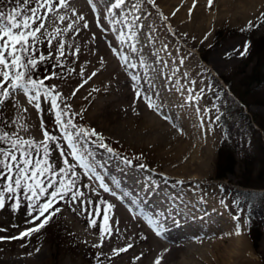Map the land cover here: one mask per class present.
<instances>
[{
  "label": "rangeland",
  "instance_id": "1",
  "mask_svg": "<svg viewBox=\"0 0 264 264\" xmlns=\"http://www.w3.org/2000/svg\"><path fill=\"white\" fill-rule=\"evenodd\" d=\"M164 1L145 0L154 13L167 9ZM48 2L52 4V11H48L47 4L40 7L38 0H0V13L10 14L15 10L28 17L32 15V9L37 10L33 27L40 24L43 27L36 34L39 39L31 40L32 47L24 57L25 61H36L35 67L29 66L27 76L42 80L45 88L52 90L51 95L45 96V89H40V98L33 100L35 105L41 106L33 118L32 127L38 126L35 131L27 130L25 115L9 111L8 107L13 104L11 96L3 100L0 133H7L9 138L0 140V149L14 151L18 159H23L21 148L31 154L30 159H47L50 172L42 180L45 186L50 179L56 182L55 187L48 188L37 200L31 197L23 182L20 188H15L13 183L15 191L8 192L7 170L0 168V199L5 205L0 209V237H3L0 239V259L17 260L19 264H136L138 260L153 264L156 263L155 250L148 254L146 248L152 249L151 240L155 238L165 244L162 251L175 242L185 246L184 257L171 264H233L232 257L236 253L240 258L234 264H264V180L261 189L243 187L246 183L256 184L259 171L264 170L261 165L264 134L253 122L254 115L264 118V106H245L231 90L245 94L249 89L245 77L264 67L263 59L254 56L256 41L264 35V6L243 22L213 21V15L207 30L190 32L183 30L180 23L166 20L164 25H171V31L141 37L123 28L117 19L96 10L93 4L97 7L99 0H65L66 7H61L59 0ZM77 3L84 4L87 13L82 12ZM214 13L217 10L209 11V14ZM87 17L93 21L90 25L83 21L82 27H79L80 23L75 25L78 19ZM72 27L96 30L97 35L92 41L94 46L99 44L105 49V53L98 57L100 52L91 49L88 43L89 46H84L85 49L88 47L87 51L82 48V52L71 54L66 40L72 34L66 31ZM49 29L55 33L54 52L48 50L51 48L47 43L48 39L51 41L47 37ZM61 44L64 45L63 55L60 54ZM140 45L148 49V57ZM261 90L264 92V88ZM18 92L22 91L17 89L11 95ZM48 99L50 102L55 99L57 106L53 107L51 103V109L45 110ZM239 106L243 107L242 111ZM105 107L117 114L106 117ZM57 113H60L61 122H57ZM93 130L95 134H92ZM45 132L53 139H46ZM17 134L21 140L33 141V146L18 145L12 149V140ZM223 139L238 145L234 153L236 165L231 173L218 179V148ZM79 153L98 163L115 162L116 167L127 168L131 175L143 179L152 175L173 181L180 186L186 205L170 201L162 211L161 207L155 206L156 200L149 202L147 209L119 201L104 183L98 189L92 187L91 184L99 180L97 175L71 159V155ZM247 155L251 157L249 162L244 161ZM220 174L223 175V171ZM8 175L14 180L17 173ZM68 181L75 182L72 191L63 199L59 196L53 199L50 193L61 182ZM90 189H94L93 192ZM72 192L83 195L73 200ZM49 200H52L49 212L55 214L43 228L21 239H9L36 227L40 220L32 221L39 213L32 205L36 204L38 208ZM116 206L130 212V220L139 219L146 224L153 234L145 235L128 258L110 257L105 246V241L112 236L117 235L121 241L128 239V234L115 220L118 216ZM165 213H170L168 218L177 217V229L160 231L156 228L155 216L166 225L169 222ZM248 213L260 226L261 237L255 247L248 234ZM213 242L221 244L220 249L215 251ZM226 254H229L225 257L228 258L226 263L216 258L221 259Z\"/></svg>",
  "mask_w": 264,
  "mask_h": 264
},
{
  "label": "bare ground",
  "instance_id": "2",
  "mask_svg": "<svg viewBox=\"0 0 264 264\" xmlns=\"http://www.w3.org/2000/svg\"><path fill=\"white\" fill-rule=\"evenodd\" d=\"M77 2H78V0H77ZM85 2H87V1H85ZM77 4L80 5V10H83L82 12H86L87 9L85 8L86 6H84V4H80V3H77ZM97 4H98L97 7L98 8L100 7L99 9L95 6V4H93L94 5L93 7H95L96 10H101L103 15L109 16V17L111 16L112 18L117 19L119 21V25L120 24L123 25V28H128L129 30L133 31L134 34L141 35V37L142 36L143 37H149L150 35L156 36V35L163 34L167 30L171 31L173 29V27L171 25L169 27L167 25H164V21L166 22V20L167 21L172 20L173 22H176L178 24L180 23L183 30L186 29L190 32H200V31L203 32V31L207 30L208 27L210 26V22L212 19L211 16H213V15L215 18V19H213V21L214 20L217 21V19H223V20L232 21L234 23L239 22V21L243 22V20L249 19L252 15H254L257 11H259V9H261L264 6V0H211V6L209 5V0H165L164 4H167V9L166 8H165V10L161 9V12H163V14L161 12L160 13H157V12L154 13L153 10H150L148 5L146 4L145 0H99V2ZM87 8H89V7H87ZM212 9L217 10V13L209 14V11ZM40 15H41V13H40ZM46 16H48V15H46ZM82 16H84V15H82ZM87 18L88 19L84 18V20L81 18L78 19V21L75 23V25H79L78 23H80V25H79V27H80L82 21H83V24L85 22V23L90 25V23H92L93 21L90 22L89 17H87ZM91 18H92V16H91ZM52 22H54V20ZM52 25L50 24V26H52ZM94 26H93V28H94ZM79 27L78 28L72 27L68 31H66L68 33L70 32L69 34H72L71 37L68 38V40H66L68 42L67 45L70 44L69 46L72 50V51H70V48H69V52L75 53L79 50L81 51V49L84 48V46L86 47L87 44L90 43L92 48L91 47H89V48H91V49L94 48L98 52H100L98 54V57L102 56L105 53V49H103L101 46L99 47L98 46L99 44L94 46V43L92 41L94 39V37H96V35H97L96 30H93V29H88V30L86 29L85 30V29H81V28L79 29ZM99 27H101V26H99ZM50 28L52 29V27H50ZM51 29H49L47 32L48 33L47 37L48 38L50 37L51 41H49L50 39H48V42L47 41L46 42L49 43L48 46L51 47L48 50H51L52 52H54V41H53L54 36H53V34H55V33H52ZM57 29L58 28H56L55 30H57ZM64 34H66V33H64ZM69 34H68V37H69ZM45 36H46V34H45ZM64 38H66V37H64ZM120 40H121V42L124 41V36H122ZM58 43H59V41H58ZM88 46H89V44H88ZM140 46H142V48L145 49V50L143 49V51H145L146 56L148 57V49L143 47V45H140ZM59 48H60V46H59ZM87 48L86 49L84 48V50L87 51ZM107 49H109V48H107ZM112 49H113V47H112ZM140 85L144 86L143 82H141ZM4 87H8V84H5ZM9 90H10V88H9ZM29 96H31V95L30 94L25 95V93H23V92H18L16 94L11 95V101L13 102V104L8 108H9V111L11 113H14L15 115L16 114L25 115L27 119L25 118L26 120H24V124L27 127V130L35 131V129H37L38 126L32 127V125H34V123H35L33 118L36 117V115L38 113V112L36 113V111L38 108L33 103V101L31 103L29 102V98H28ZM0 99H2V98H0ZM7 99H10V97ZM51 103L52 102H50V99H48V102H47V104H45L44 109L50 110L51 109ZM39 109H41V106H39ZM104 109H105L104 112H105L106 117L112 118L113 116H115L117 114V111L111 109L110 107H105ZM23 119H24V117H23ZM64 151L66 153V150H64ZM71 156H72L71 159H73V161H75L76 164H82L84 168L89 169L90 171L94 172L97 175L99 180H95L94 181L95 183L93 182L94 184L93 183L91 184V182H90L92 187L95 188V186H96V189H98L104 183L105 186L107 185L109 187L110 192L114 193V196L119 197V198H116V199H119V201L121 200L123 202H126L127 204L134 205L137 208L140 207V208H146L147 209L148 208L147 204L153 200H156L157 203H155V204H157V205H155V206L159 207V208L161 207L160 210H162V211L165 210L164 206L167 205L166 202L172 201V203L176 202L178 204L181 203L183 205H186V201L182 200V194H181L180 189H179L180 186L177 185V183L176 184L172 183L173 181H171V182L165 181L162 178L157 179V177L154 178L152 175L145 176V178L143 179V177H140V176L138 177L137 175H131V173L126 170L127 168L126 169H124V168L120 169L121 167L120 168L116 167L117 165L114 164L115 162L112 163L109 161H105V162L99 161V163H98L97 160H94L91 156H90L91 157V159H90L88 156H83L80 153L75 155V156L74 155H71ZM78 156H79V159H78ZM67 157H69V156H66V158ZM78 173H79V171H78ZM87 176H89V175H87ZM90 177H91V175H90ZM88 178H87V180H88ZM81 182H79V183H81ZM88 182L89 181H87V183ZM81 185H84V184H81ZM88 187H90V186H88ZM92 190H94V189H92ZM108 198H111V197L108 196ZM93 199L94 198H92V200ZM123 205L126 206V204H123ZM116 207H118V206H116ZM117 212H118V214H117L118 216H117V219H115V220H117V224H118L119 228L121 227L124 230V232L126 234H128L127 235L128 239L125 238V241H121V240H119V238L116 237L117 235L112 236V234H113L112 233L111 234L112 237L111 238L109 237L110 239L105 241V246L108 248V251L110 253V257L123 256L124 258H128V255H131V253L134 252V249H136L141 244V242L143 241V237L145 235H147L148 233L149 234H151V233L149 232L147 225L144 224L139 219L138 220L137 219L130 220V217H131V216L129 217L130 212H128L126 209L121 208L119 206L117 209ZM158 212L161 213L159 210H158ZM165 214H166L165 218L169 222L166 225L162 219L158 220L159 218L157 219V217L155 216L156 221L154 222V224L156 225V228L159 229L160 231H162V230L163 231H170L172 229H177V227H175L176 223H179V221L176 219L177 217L172 218L170 216V218H168L170 213H165ZM156 215H158V214H156ZM137 218H138V216H137ZM144 218H146V217H144ZM171 221L173 223H171ZM151 227H153V226H151ZM151 227H150V229H151ZM95 228H96V226H95ZM145 228H146V230H148V232H146ZM162 233H164V232H162ZM114 235H115V233H114ZM151 235L153 236V234H151ZM224 236H225V234H224ZM114 237H116V238H114ZM125 237H126V235H125ZM233 238L237 239L236 237H233ZM189 239H190V237H189ZM151 241L153 242L154 246L152 247V249L146 248V250H147L148 254L153 252V250H155L154 259L156 261L159 260L160 264H169L171 261H176L181 256L184 257V255H185V253H184L185 246L183 245V243H176L175 242L172 245L170 244L169 249L167 248L166 250L162 251V249L165 247L164 243L158 241L155 238L152 239ZM193 242H195V241H193ZM219 242H221V241H219ZM237 242H239V239ZM213 244H214V250L215 251L220 249L221 244H219L218 242H213ZM129 245H131V247H129ZM125 248L127 249V251H119L120 249H125ZM206 252H208V251H205V253ZM127 253H129V254H127ZM203 253H204V250H203ZM188 255L189 254L187 252V256ZM204 255H202V256H204ZM228 255L229 254H226L225 256H221L222 260L218 257H216V258L219 259L221 261V263H223V262L226 263L228 258H225V257ZM239 258H240L239 253L234 254L232 257V259L235 262ZM135 263L136 264H145V261H143V260L139 261L138 260V261H135ZM0 264H19V262L17 260H13V259H0ZM153 264H156V263L154 262Z\"/></svg>",
  "mask_w": 264,
  "mask_h": 264
},
{
  "label": "snow or ice",
  "instance_id": "3",
  "mask_svg": "<svg viewBox=\"0 0 264 264\" xmlns=\"http://www.w3.org/2000/svg\"><path fill=\"white\" fill-rule=\"evenodd\" d=\"M40 7H44L47 4L48 11H52V4L48 0H38ZM61 7H66L65 0H59ZM209 5L211 6V0H209ZM32 15L28 17H23L22 12H16L13 10L10 14L0 13V104L3 103L4 99H7L11 96L13 92L17 89L28 95L30 92H35V95L29 96V102L33 100H38L40 98V89L44 88V95H51V89H47L44 86V82L36 81L27 76V70L29 66L35 67L36 61L33 59H28L25 61V56L28 53L29 49L32 47L31 40L38 39L37 33L43 27V24H40L37 27H33L37 19V10H31ZM60 19H63L61 17ZM251 26V22H250ZM7 38V39H5ZM246 51V49H245ZM60 54L63 55V45H60ZM245 53H241L244 55ZM44 57H41L43 60ZM95 75V73H93ZM5 84H8V87H4ZM31 86V87H29ZM11 89V92L9 91ZM53 106L56 105L55 99L52 100ZM39 108V104L36 105ZM57 122H61L60 113H57ZM83 131V130H81ZM95 134L94 130L93 133ZM46 139H53L48 135L47 132L44 133ZM9 136L7 133H0V140H6ZM42 144L44 142H41ZM34 144L33 141L21 140L18 137L12 140V149H16L18 145H26L32 147ZM21 157L23 159H18L14 151L8 150L4 151L0 149V168L6 169L7 178L9 184L7 186L8 192H14L15 188H20L21 183L23 182L28 191L31 193L32 198H37L40 194L47 193L48 188L55 187V181L49 180L47 185H44L42 177L46 173L50 172V165H48L47 159L43 161L41 159H30V153L25 151L23 148L20 150ZM48 149L45 145V157H47ZM67 163V161H65ZM23 165V166H21ZM11 173H17L15 179ZM32 181V183H29ZM15 184V188L13 187ZM74 181H68L67 183L61 182L58 188H55L53 192L50 193L51 197L55 199L57 196L60 199H63L68 192L72 191V186H74ZM78 195H83V193L72 192V199L75 200ZM4 201L0 199V209L4 208ZM52 207V200L47 201L46 203L40 205L38 208L36 204L32 205L34 211H38V215L34 217L33 221L40 220V223L36 227L29 229L28 231L22 232L19 237H10L9 239H21L24 236L30 235L31 232L39 231L41 228L48 223L51 219L54 212H49V209ZM112 206L109 205V208ZM48 213V215H45ZM41 217L43 219L41 220ZM105 220L107 216L105 215ZM95 221H93V224ZM110 230V229H109ZM3 239V237H0ZM131 247V245H129ZM119 251H127V249H120ZM156 264H160L159 260L156 261Z\"/></svg>",
  "mask_w": 264,
  "mask_h": 264
},
{
  "label": "trees",
  "instance_id": "4",
  "mask_svg": "<svg viewBox=\"0 0 264 264\" xmlns=\"http://www.w3.org/2000/svg\"><path fill=\"white\" fill-rule=\"evenodd\" d=\"M255 54L254 56L257 59H263L264 62V35L256 41L255 46ZM264 67H259L258 70L253 71L251 74L247 75L245 79L248 81L247 85L249 89L246 90V93L241 95L237 93L232 88V92L236 96V98L240 101L241 104L245 106H250L253 104L263 105L264 106V95L262 93L264 88ZM251 99V100H249ZM250 101V102H249ZM242 106H239V109L242 111ZM253 122L258 127V129L264 134V118L259 117L257 115L253 116ZM252 127V126H251ZM252 130L256 132V130L252 127ZM258 133V132H257ZM238 145L232 142H227L226 139H223L220 143L218 148V162H217V169H216V177L218 179H223L226 173H231L234 166L236 165L234 153L237 150ZM244 161L249 162L251 161V157L247 155L244 158ZM252 165V162L251 164ZM261 165L264 166V158L261 159ZM223 171V175L220 174ZM219 174V175H218ZM250 174V170L248 171ZM259 179V180H258ZM264 180V170L261 169L258 173V178L255 180L256 184L246 183L243 184V187L250 188V189H261L262 183ZM247 228L249 237L252 240L253 246L255 247L261 237L260 233V226L258 222L253 219L250 213L247 214Z\"/></svg>",
  "mask_w": 264,
  "mask_h": 264
}]
</instances>
